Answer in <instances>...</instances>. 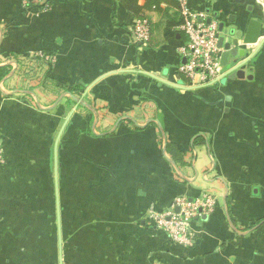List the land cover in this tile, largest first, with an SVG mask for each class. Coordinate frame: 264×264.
<instances>
[{"label":"crops","instance_id":"0c3cea01","mask_svg":"<svg viewBox=\"0 0 264 264\" xmlns=\"http://www.w3.org/2000/svg\"><path fill=\"white\" fill-rule=\"evenodd\" d=\"M34 1L0 0V264H264V46L191 87L179 7ZM187 5L224 31L264 28V0ZM205 193L217 208L192 246L155 228L152 210Z\"/></svg>","mask_w":264,"mask_h":264},{"label":"built area","instance_id":"2783aa9c","mask_svg":"<svg viewBox=\"0 0 264 264\" xmlns=\"http://www.w3.org/2000/svg\"><path fill=\"white\" fill-rule=\"evenodd\" d=\"M178 1L184 18L180 28L188 38V42L179 49L182 58L185 59L179 71L191 87L218 84L232 71V67H224L221 63L223 48L219 47L221 36L219 23L207 22L206 14L192 11L187 5V0ZM151 32L149 21L141 19L134 25L133 37L136 42L147 43L151 39ZM261 43H264V28L257 44L241 45L252 51L254 46L258 47ZM4 154L5 149L0 142V163L4 159ZM216 208L217 199L210 193H205L194 200L181 196L174 201L170 209L152 210L149 217L155 228L167 234L173 243L190 247L193 244V222L204 214H213Z\"/></svg>","mask_w":264,"mask_h":264},{"label":"water","instance_id":"95a60500","mask_svg":"<svg viewBox=\"0 0 264 264\" xmlns=\"http://www.w3.org/2000/svg\"><path fill=\"white\" fill-rule=\"evenodd\" d=\"M262 23L260 20H251L246 32H236L235 30L224 31V25L220 24V41L219 47L223 48V53L221 55V63L224 67H228L229 59L231 57L237 58L238 56H244V52H240L238 47L241 46L240 41L243 44H257L262 32ZM228 36V37H227ZM264 43L259 45V48L263 47ZM258 48V49H259ZM233 71V70H232ZM230 71V73L232 72ZM228 74L227 77L232 78L236 76V73ZM226 77V78H227Z\"/></svg>","mask_w":264,"mask_h":264},{"label":"trees","instance_id":"16d2710c","mask_svg":"<svg viewBox=\"0 0 264 264\" xmlns=\"http://www.w3.org/2000/svg\"><path fill=\"white\" fill-rule=\"evenodd\" d=\"M27 1V3H25V6L29 9L30 6L36 4L34 0H25ZM123 2L130 8L133 9L135 13H138L140 8L137 7V0H123ZM162 2H166L172 6L175 7H179L181 9V5L179 3L178 0H148V7H151L153 5L158 6V4L162 3ZM48 2H44L42 4V7H46L48 9ZM184 23V18L182 19V21L180 22V25H182ZM42 59H45V54H43L42 56H40ZM48 62V61H47ZM46 63V62H44ZM40 68L41 65H39ZM33 68V67H32ZM44 68V67H43ZM28 69V68H27ZM11 71V67L10 66H3L0 67V80H2L3 78H5ZM28 71H32L31 69H28Z\"/></svg>","mask_w":264,"mask_h":264}]
</instances>
